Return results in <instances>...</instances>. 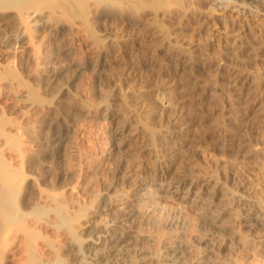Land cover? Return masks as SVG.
Here are the masks:
<instances>
[{"label":"bare ground","instance_id":"obj_1","mask_svg":"<svg viewBox=\"0 0 264 264\" xmlns=\"http://www.w3.org/2000/svg\"><path fill=\"white\" fill-rule=\"evenodd\" d=\"M228 12L264 15V0H0V47L8 45L12 48L9 56L0 53V264H238L233 249L241 245L257 246L264 263V189L257 187L260 181L254 183L249 174L246 176L244 168L234 163L235 166L228 164L229 172L226 163L217 160L211 167L205 165L217 173L221 169L217 180L205 175V172L212 174L209 169L193 174L203 177V183L198 187L201 219L194 237L185 236L186 224L181 211L166 219L163 214L154 219L155 227H162L167 234L155 248L148 238L129 233L128 227L130 230L138 223L137 228L142 229V224L137 222L140 212L135 202L123 200L130 195L122 187L131 185L145 191L153 181L168 182V186L177 191L189 179L190 166L198 164L200 167V160L190 166L187 164L192 159L186 149L178 146L177 137H173L171 144L157 141L158 138L165 140L176 128L157 126L151 120L153 113L149 109L146 110L148 116H144L138 95L129 97L132 104L122 97L129 118L137 123L136 126L123 123L110 132L113 140L117 135H123V144L113 142L108 152L105 146H101L98 174L106 191L95 193L91 203H80L77 196L71 194L73 188L67 191L64 183L69 159L62 152L63 136L57 120L69 112L74 115L84 113L93 118L99 113L104 114L100 110L103 105L106 110L110 103L117 106L110 101L109 94L97 100L77 87L54 80L59 72L73 73L78 77L87 67L95 70L99 64L94 58L85 61L71 57L70 64L54 66L56 51H72V38L84 39L97 48L99 55L105 49L111 50V56L101 55V65L120 53L122 57L127 56L130 68H150L154 72L157 92L159 83L169 78V65L180 75L188 73L191 76L203 72L198 69L208 68L204 73L212 83L208 88L203 87L196 100L205 103V108L215 118L213 123L198 128L199 135H187L189 141L203 136L202 139L218 153L228 149L234 150L235 155L244 152L242 158L261 157L258 164L264 171V60L263 66L258 65L255 73L241 74L242 70H238L244 56L256 58L250 55L251 50L264 43V33L260 35L247 28L244 34H239L241 25L227 20L224 14ZM217 13H222L219 20L222 32L229 37H216L209 31L210 24L207 23L211 19L218 21L212 18ZM99 15L104 16L106 24L111 23L112 18L118 22L108 25L100 33L94 24ZM148 18L155 29L150 33L145 31L143 38L146 34L153 36L158 30V35L170 45H166L168 49H172L166 48L160 59H152L153 50L149 59L147 57L144 61L145 53L140 54V49L135 51V41L129 32L134 29L142 34L141 25L144 21L147 24ZM173 18L182 30L194 27L193 20L203 21L210 41L203 45L181 39L171 42L168 37ZM24 59L30 66L22 69L16 64ZM90 82L87 80L86 84ZM7 100H15L21 105L22 111L17 118L1 114L7 107ZM155 100L163 107L166 96L163 95L162 99L156 96ZM116 110L108 114L110 120L118 118L119 110ZM181 112L174 111L167 122L189 127L185 118L191 109L189 113ZM239 112L250 116L253 124H257L254 128L260 134L257 144L236 141L235 129L225 123L227 119L237 120ZM137 130H141L146 139V154L143 156L149 158L150 165L146 168L140 165L130 167V153L126 152L122 153L120 162L111 167L108 164L111 153L132 149L138 138ZM108 134L105 129L101 132L104 141ZM78 158L72 173L80 176L85 172L87 155L78 151ZM162 158L168 168L160 164ZM46 159L61 163L57 176L52 177L44 167ZM185 166L190 168L186 167L188 172ZM227 181L235 189L238 186L244 188L247 195L251 192H262L263 195L251 202L242 201L243 194L236 195L232 188L233 191H228L231 186H221ZM110 190L113 191L109 193ZM216 197H219L217 202ZM95 202L98 205L94 207V217L98 218L90 219L87 209ZM110 223L117 225L111 226Z\"/></svg>","mask_w":264,"mask_h":264},{"label":"rangeland","instance_id":"obj_2","mask_svg":"<svg viewBox=\"0 0 264 264\" xmlns=\"http://www.w3.org/2000/svg\"><path fill=\"white\" fill-rule=\"evenodd\" d=\"M214 17L218 21H214L212 19L208 21L207 24H210L211 26L208 27L209 31L214 32L216 37H221L222 35H224V37H229L230 35L223 34L222 32V28H221L222 26L220 24L221 21H219L223 17L222 13H217L212 18L214 19ZM224 17H226L227 20L233 21L234 24L236 25H241L239 34H244L243 31H245V29L247 28H251L254 32L260 33V35H262L261 32L264 33L263 14L237 15L228 12L224 14ZM103 18H104L103 15H99L96 18L97 21L94 23L96 28L100 30V33H102V31L106 27H108V25H113V24L115 25L118 22L117 20L112 18L110 19L111 23L106 24ZM172 20L173 21H170V25H169L170 28L169 32L171 35L169 34L170 38L168 37V39H170L171 42L173 41L176 42L177 39H181L185 42L190 41L194 45L197 44L203 45V43L210 41L208 38V34L205 33L206 29L204 30L203 21L201 22V20L199 19L198 21L197 19L193 20L194 27L189 26L182 30L180 26H178L175 18H173ZM147 21H148L147 24L146 21L143 22V24L146 25V26L144 25L145 27L142 26L143 24L141 25L142 34L145 31H147L146 33H150V30L152 31L155 29L151 24L149 18L147 19ZM149 24L152 26V29ZM218 29H220L219 32H217ZM130 30L131 31L129 33L133 35L135 41V47H136L135 51L140 49V54L145 53L144 54L145 57L144 56L142 57V59L144 58V61L147 60L146 59L147 57L149 59L150 55H152L153 53L154 55L151 56L152 59L153 58L160 59V57L164 55L163 53H165L164 52L165 49L166 48L168 49V47L166 46L168 45V43H166L167 40L163 39L161 35H158L160 34V31L157 30L159 33H157L156 31L154 35L152 34L153 36H150V34L148 35L145 33L148 36L146 37L145 35L144 38L146 39V41H144L143 38L144 34L142 35L140 31L134 29H130ZM150 37H152L153 40H150L151 39ZM149 40L152 42H150ZM70 43L72 49L70 53H66L65 50L56 51L57 54L53 58V61L55 63L54 66L59 67L62 64H70L71 57H76L85 61L89 60L90 58H94L99 61V64L96 66L95 70H92L91 68L87 67L78 77L77 75L74 76L73 73L59 72L54 80L55 81L60 80L64 83H67L69 86L77 87L80 91L90 94V96H92L97 100H102L106 96V94H109L110 101L117 103V106L111 103L107 105L108 107L107 110H106V105H103L100 108V110L104 112V114L99 113L96 117L93 118L85 115L84 113H78L74 115L72 114V112H69L64 118H60L58 120L56 119L60 125L61 134L63 136L62 152H64L65 158L69 159L66 167L67 170L65 171L64 183L67 188V191H69L70 188H73L71 194L77 196L80 203H91L93 199V195L95 193L100 191L101 193H103L104 191H106L104 190L103 180L98 174V169H99L98 161H99L100 149L105 146L108 152V150L112 148L113 142H119L123 144L124 142L123 135H117L116 140L115 139L113 140L112 135L110 134L112 128L115 127L116 125L127 123L130 127L136 126L137 123L133 121L132 118H129L130 116L127 112V107L122 102V97L125 96L131 103V99H129V97L131 98L133 95H138L140 97V100L142 101L141 111L143 114H145L144 116L146 117L148 116V112L146 110L148 109L151 110V112L153 113L151 115L152 116L151 120L155 124H157V126L161 127L162 129L164 128L167 129L168 127L176 128L175 132L170 134L167 133L168 135L165 140L161 141V139L158 138L157 141L158 142L160 141L162 142V144L166 145L173 143L172 141L173 137L174 138L177 137V139L179 140L178 142L176 141L178 143V146H181V148L183 147L184 149H186V154L190 157V160L192 159L193 161V163L192 161H190L187 164L190 166L194 164V162L196 161L199 162L200 160L199 164L202 169L199 167L198 164H197L198 168L196 164L193 165L192 167L190 166L191 172L187 174L189 179H187L186 183L180 186V189H178L177 191L175 187L168 186V182L161 184L153 181L152 184H150V187L149 186L145 187L146 189L145 191L134 189L131 185L130 186L127 185V187L125 186V188L122 187V189L127 190L128 194L130 195L129 196L130 198L129 197L123 198V200L125 199L124 201H126L127 199H129L127 200L128 202H132V203L135 202L134 205L140 212V218L139 221L137 222L142 224L141 227L142 229L137 228L138 223L130 230L128 227L127 230L129 231V233H132L136 236L139 235V237L142 238L145 237L146 239L148 238L149 240H151L152 245L155 244V246L154 247L152 246V248H155L161 244L163 237L167 236V234L164 233L162 227H157V226L155 227V224L153 223V221L155 222L156 220L155 218H158L161 214H163V216L166 219L169 218L170 215H172L173 213L181 211L184 216V220L186 224L184 228V234L188 238L194 237L196 235V225L201 219V211L198 208L199 207L198 204L201 203L199 202V197H198V193H199L198 187L200 186V184L203 183L202 180L203 177L194 176L193 174H196V172L199 171L203 172L204 170L209 169V171L211 170L212 174L205 172V175L207 176L211 175L209 177L212 180L219 179L221 169L220 168L218 169L219 171L218 173L217 170L210 169L211 167L210 165H212V163H214L216 160L223 162V164L226 163L225 167L227 168V170H228V164L230 163H232V165L230 164L231 166H235V165L242 166L245 170L246 176L249 174L248 177L254 180V183L260 181L257 187L264 189V178H263L264 175H262L264 171L259 168V164H258L259 162L262 161L261 157L260 159H255L253 157H248V156H244V158H242L244 152L235 155L234 150H228V149H224L225 151H223L222 153H218L215 150V147L213 148L212 146H209V144L205 142L204 139H202L203 136L202 137L198 136L199 139L194 138L193 140L189 141L187 135L192 136L194 133H198V128L201 127V125L204 124L209 125L213 123L212 122L214 120L213 118H215L213 114L212 115L209 114V111L205 108L206 105L205 103L201 104V102L199 103V101L196 100L198 99L197 97H200L199 94L202 92L203 87L208 88L209 83L210 84L212 83V82H208V78L206 77L207 75L206 73H204L205 71L208 70V68H203L202 70L198 69V72L199 71L200 72L203 71V72L192 74L191 76L188 73H185L184 75H180V73H177V70H175L172 65H169L171 67L169 69L170 70L169 78L164 79V82L159 83L158 86H160V89L157 92V87L154 84L153 76H152V73L154 72L150 71V68L148 67H138L137 69L130 68L128 62L129 60L127 56L122 57L120 56V53L119 54L117 53L118 55L116 54L117 56L115 59H110L108 61H105L104 65H101V60H102L101 55L111 56L112 55L111 50L105 49L104 51H101V55H99L97 48L94 46H90V44L84 39L72 38L70 40ZM144 44L146 45L144 46ZM170 44L172 45V43ZM259 44L256 45L258 47H255L257 49H254L256 54L254 53L253 49L251 50L250 55L256 57L255 59H253L252 56H250L251 59L244 56L242 61L240 62L241 65L239 67L240 69L238 70H242L241 74L242 73L244 74L245 72H250L251 74L255 73L256 69L258 68V65L262 64L263 66L262 62L264 60V43H259ZM168 46L170 47V45ZM10 47L11 46L8 45L0 47L3 50L2 52H0L1 56L3 54L9 56L12 51L11 50L12 48ZM260 48H262V50ZM171 49L172 48H169L168 50ZM208 51H212V50L209 49ZM16 65H18L19 67L21 66L22 69H25L30 66V63L29 61L24 59L21 63H18ZM210 69L212 70V68ZM87 80H91L89 85L86 84ZM174 91H176V94ZM163 95L166 96V102L164 104L165 106L161 107L159 105L160 103L159 102L157 103V101L155 100V97L158 96L159 99H162ZM115 99H118V101ZM190 99H193V101L192 100L190 101ZM6 105H7L6 109H4L1 112V114L5 117L17 118V116H19L20 112L22 111L21 105L15 100H7ZM190 109L191 112L189 113ZM114 110L116 111L119 110L118 111L119 116L118 118H113L112 120H110V118H108V114ZM177 110L179 112L182 111L181 112L182 114L186 112L189 113L187 118H185L187 119L185 121L189 124V127H186L182 124H180L179 126L178 124L172 125V123L167 122L169 119L173 117L174 111ZM203 111L207 113L205 114L203 113ZM241 112H239L238 115L240 117L238 116L237 120L233 121L231 119H227V121L228 120L230 121L229 123H227V121L225 123L227 125L231 124L235 129L236 141L237 139L238 141L240 139V141L244 140L252 145H255L257 144L260 135L259 133L254 131V128H256L257 124L255 123L253 124V122L250 119V116L241 114ZM197 117H202V118H197ZM179 123H181V121ZM104 129L109 133L106 141H104V138L101 137V132ZM137 135H138L137 141L134 142L135 146H133L132 149H126L124 150V152L121 153H118V151L117 153L114 154L111 153L112 159L108 163L111 167H115V165L118 164L122 159L123 157L122 153H126V152L130 153V159H128L129 160L128 165L130 167L140 165L146 168L148 167V165H150L149 158L147 156H143L146 154L145 150L147 148L144 146L146 139L143 136V132L141 130H137ZM161 148L163 149V147ZM121 149H124V147ZM116 150L117 149H114L113 151L116 152ZM78 151H82L87 155L85 172L80 176L72 173L73 167L76 166V164L79 162ZM165 157L169 158L168 155H166ZM241 159H243L244 161ZM51 161L52 160L46 159V161L43 163H44V167L48 169V171L50 172V175L52 177H55L59 172L58 166L61 163L56 164L53 161L52 162ZM161 163L164 166V168H168L167 164H165L164 158H162V161H160V164ZM205 165L210 167H207ZM186 167L188 166H185L184 168ZM225 167H223L222 169L227 173ZM190 168L188 167V169ZM192 169H194V171ZM229 171L230 170H228V172ZM257 177L259 179H256ZM230 184L231 182L228 181L226 182V184L225 182L224 183L222 182L221 186L222 187L231 186L228 188L229 189L228 191L233 189L234 191L233 190L232 191L236 195L243 194L241 199L242 201L256 200V198L258 199L260 195H263L262 192L261 193L256 192L255 194L254 192H251L247 195L248 191H244L245 190L244 188L241 189V187L238 186L239 188L237 187V189H235L234 185H230ZM112 191L113 190H110L109 193H111ZM241 191H243L244 193ZM102 195L103 194H101V196ZM218 198L219 197H216L215 202L218 201ZM97 205L98 204L95 202L92 206H90L87 209L88 217L90 219L94 217L95 214L94 207ZM95 218H98V216L94 217L93 219ZM109 225L114 226L117 224L110 223ZM118 229L120 228L118 227ZM63 239H66V237L64 236ZM158 242L160 244H158ZM234 249H233V254L234 256L237 257L238 264H264L263 260L259 255V250L257 246L248 247L247 245L245 246L241 245L238 246L237 249L235 250Z\"/></svg>","mask_w":264,"mask_h":264}]
</instances>
